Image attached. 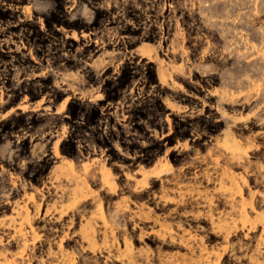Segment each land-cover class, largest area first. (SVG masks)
<instances>
[{"label": "rangeland", "instance_id": "rangeland-1", "mask_svg": "<svg viewBox=\"0 0 264 264\" xmlns=\"http://www.w3.org/2000/svg\"><path fill=\"white\" fill-rule=\"evenodd\" d=\"M0 264H264V0H0Z\"/></svg>", "mask_w": 264, "mask_h": 264}]
</instances>
